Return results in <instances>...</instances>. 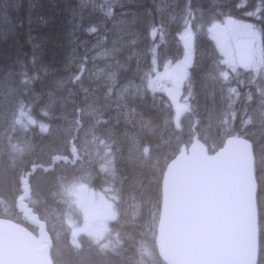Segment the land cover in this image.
Here are the masks:
<instances>
[{"label":"trees","instance_id":"1","mask_svg":"<svg viewBox=\"0 0 264 264\" xmlns=\"http://www.w3.org/2000/svg\"><path fill=\"white\" fill-rule=\"evenodd\" d=\"M23 1L0 0V107L12 106L9 99L14 96L13 102L17 101L16 105L34 123L27 120L23 133L11 137L1 155L0 195L10 193L16 197L20 192L19 177L34 167L30 180L34 178L37 183L35 212L42 217L56 215L62 227L70 232L69 222L77 216V207L68 187L76 179L86 181L93 189L106 190L115 200L117 217L109 223L116 238L115 254L101 262L136 264L137 252L142 255L149 251L152 258L143 261L141 257V264H165L155 253L153 236L160 206L161 178L167 163L193 137L199 138L212 153L221 146L225 135L243 136L252 143L257 183L256 264H264V85L255 88L245 80L238 86L234 121L223 132L219 122L227 116L224 114L228 98L222 94L223 87L210 80V67L217 55L212 42L204 35L210 17L251 18L260 31L264 53V0H214L213 4L208 0H118L116 10L133 23L126 35L125 43L129 47L127 45L121 55L116 53L121 46L119 39L107 48L106 57L94 58L93 62L83 55L82 47L88 50L92 38L101 35L100 26L108 27L109 6L102 0ZM186 10L196 15L185 14ZM202 11H212L213 15L197 19ZM94 16L104 18L98 22L100 26ZM93 24L98 30L89 33L87 28ZM153 27L158 29L155 36L151 32ZM183 27L194 31V53L182 88V93L187 94L188 112L179 126L174 124L175 109L160 90L142 86L135 92L124 93L123 103L111 108L110 98L115 95L112 90L118 84L98 85L84 75L89 64H103L107 73L113 72L112 64H117V78L139 81L143 70L149 69L153 62V48L158 50V61H161L162 56H169L163 48L171 41L177 51L173 52L174 57L180 56ZM143 31H148L151 38L146 42V51L141 53L138 44L143 39ZM107 55H111V59ZM83 57L85 68L75 63ZM131 69L137 75L140 73L139 78L126 72ZM56 106H60L59 110ZM210 113L217 114L215 121ZM36 173L40 176L36 177ZM69 232L63 235V240L53 244L50 250L53 264H80V255L83 259L95 253L91 249L86 255L77 251Z\"/></svg>","mask_w":264,"mask_h":264},{"label":"water","instance_id":"2","mask_svg":"<svg viewBox=\"0 0 264 264\" xmlns=\"http://www.w3.org/2000/svg\"><path fill=\"white\" fill-rule=\"evenodd\" d=\"M241 64L251 60L250 47L238 43ZM185 112L176 109L175 119ZM27 171L19 179L17 213L37 228L38 244L12 222L0 221V264H53L51 239L28 201L31 185ZM256 180L252 145L228 136L209 154L194 139L182 146L166 165L154 244L165 264H256Z\"/></svg>","mask_w":264,"mask_h":264},{"label":"rangeland","instance_id":"3","mask_svg":"<svg viewBox=\"0 0 264 264\" xmlns=\"http://www.w3.org/2000/svg\"><path fill=\"white\" fill-rule=\"evenodd\" d=\"M213 1L214 0H208L210 3ZM102 2L109 6V9H107L111 10V15L108 17L111 19L107 21L108 27L106 29H104L105 27L103 28L105 30L104 32L98 23L102 18L98 17L97 19V16L93 17V19L95 18L97 21L99 20L96 23L100 26L99 30L102 32L95 40V45H91V41L88 45V50L82 47V49L85 50L83 55L86 59H91V61H93V58L105 57L107 48L111 45V43L118 41L119 39L121 40H119L121 42V46H119L116 53L121 55V51L126 49L125 47L129 45H126L127 42L125 43L128 39V37H126L127 31L132 29L133 26L132 20L125 19V14H119L116 10L118 0H102ZM189 12L196 15V13L192 10H186L185 14ZM212 13V11H206V13L202 11L199 14L200 18L197 19H205L212 16ZM175 20L172 21V23H174ZM102 21H104V18ZM146 25L147 23L145 24V31L147 27ZM181 32L180 36L182 44L180 56L174 57L175 54H173V52H175L176 49L173 48L170 42H168L167 46L163 48V51H165L164 53L169 52L168 55H173V57L162 56L161 61H158V50L153 48V62L150 63L149 69L147 67L143 70L139 79L140 81L134 82V84L120 82L113 89L115 95L110 98L112 104L111 108H117L121 103H123L122 99L124 97V93H132L133 90V92H135L142 88V86L153 90H160L165 93L174 109L179 105L189 107L188 101L186 100L187 94L182 93V88L187 78V66L190 65L193 59L194 31L189 27H183ZM142 34L144 35L143 39L139 40L141 53L146 51V42L149 38H151V36L148 35V32L144 33L143 31ZM204 35L212 42V46L214 47L217 55V57L213 59L210 67V80H213L219 86L223 87V90L225 91L223 92V96L228 98V108L224 114V116H227L219 122L220 126H222L221 128L224 129L223 132H225L229 129L233 121V102L237 100L236 92L238 86L240 87L245 80L250 81V85H254L255 88H259V86L264 85V54L262 51V45L260 44V31L256 23L251 18L238 19L230 16H215L210 17L208 22L205 24ZM83 40L85 41V39ZM239 42L250 43L253 46V61L249 64L248 68H241L240 66L239 57L236 53V44ZM175 53H177V51ZM86 59L84 57L83 60L78 58L75 63L80 65L82 68H85L84 66L86 64H84V62ZM79 60L82 62L80 63ZM94 64H89L88 68L107 74L108 70L107 68H102L103 64ZM104 67H106V64H104ZM227 85L228 87L226 89ZM233 88H236V90H233L232 92L231 90ZM219 99L221 98L219 97ZM9 100H11V104L13 103L12 106L8 105L6 108L0 109V159L1 155H3L6 151V146L10 138L23 133V129H25V126L27 125L26 121L28 120L30 124L34 123L33 119L27 118L26 113L24 115L21 107L18 108L16 105L17 101L13 102L15 100L14 96H12ZM253 105L256 104L253 103ZM209 116L215 121L217 114L210 113ZM184 117H182L181 120H183ZM190 130H193V128H190ZM39 176V173H36V177ZM30 183L33 189V198L30 201V204L34 207V204L37 201V197L34 193V191L37 190V183L34 178L30 180ZM68 189L77 207V216L69 222L71 225L69 228L70 232L62 227V223L56 215L42 217L39 214L41 219L46 221V230L51 236L52 243L50 250L53 244L55 245L56 241L59 242L63 240V235L66 232H69L68 236L71 235V239L74 240L77 251H80L83 255H86L85 253L87 252H92L91 250L95 252L94 254H90L89 257L83 256L84 261L80 255V264H103L101 261L111 255L114 256L115 254L114 244L116 243V238L114 237L115 234L113 230H111L110 225L108 226V221L113 220L114 218L116 219L117 217L116 209L114 208L113 201L111 200L112 197L107 193L92 189L86 181L81 179L74 180ZM14 198L15 197H13L10 193H3L0 195V221H12L16 225L22 226L23 229H20L25 234L28 233L27 235H34L38 239L36 229L25 226L21 220L22 217L16 213ZM81 236H83L84 239L80 238ZM89 249L91 250L89 251ZM141 257L143 261H147L152 258V255H150L149 251L140 255L138 251L135 257L136 264H141Z\"/></svg>","mask_w":264,"mask_h":264},{"label":"bare ground","instance_id":"4","mask_svg":"<svg viewBox=\"0 0 264 264\" xmlns=\"http://www.w3.org/2000/svg\"><path fill=\"white\" fill-rule=\"evenodd\" d=\"M23 1V0H22ZM81 1H83V0H81ZM135 1V0H134ZM8 2V1H7ZM24 2V1H23ZM216 2V1H215ZM221 2H222V0H221ZM220 2V3H221ZM120 4H121V2H120ZM212 4V3H211ZM90 5V4H89ZM196 5V4H195ZM255 5V4H254ZM219 6V5H218ZM82 7V6H81ZM207 7V6H206ZM173 8V7H172ZM20 9V8H19ZM82 9H84V8H82ZM214 9V8H213ZM247 9V8H246ZM96 10V9H95ZM82 11V10H81ZM96 12V11H95ZM171 12V11H170ZM262 12V11H261ZM89 13V12H88ZM94 13V12H93ZM101 13V12H100ZM105 13V12H104ZM174 13V12H173ZM178 13V12H177ZM176 13V14H177ZM182 13V12H181ZM81 14H82V12H81ZM92 14V13H91ZM107 14V13H106ZM18 15V14H17ZM260 15V14H259ZM78 16V15H77ZM83 16V15H82ZM91 16V15H90ZM180 16V15H179ZM88 18H89V16H88ZM95 19V18H94ZM100 19V18H99ZM174 19V18H173ZM101 20H103V19H101ZM97 21V20H96ZM99 21V20H98ZM97 21V22H98ZM8 22V21H7ZM151 22V21H150ZM169 25V24H168ZM148 26H149V24H148ZM151 26H153V24L151 25ZM174 26V25H173ZM1 27V26H0ZM149 28V27H148ZM84 29V28H83ZM105 29V28H104ZM167 29V28H166ZM110 30V29H109ZM84 31V30H83ZM108 31V30H107ZM149 31V30H148ZM147 31V32H148ZM104 32H105V30H104ZM126 32V31H125ZM173 32V31H172ZM81 33V32H80ZM145 33V32H144ZM79 34V33H78ZM82 35V34H81ZM148 35H149V32H148ZM174 36H175V34H174ZM202 36V35H201ZM80 37V36H79ZM142 37V36H141ZM164 37V36H163ZM176 37V36H175ZM261 37V36H260ZM85 38H86V36H85ZM88 38H89V36H88ZM87 39V38H86ZM85 39V40H86ZM91 39V38H90ZM89 39V40H90ZM97 38H92V42H91V45H95L96 43H95V40H96ZM79 40V39H78ZM83 40V39H82ZM179 40V39H178ZM261 40V39H260ZM121 41V40H120ZM127 42V41H126ZM149 42H151V41H149ZM166 42V41H165ZM168 42V41H167ZM130 43V42H129ZM143 43V42H142ZM152 43V42H151ZM245 44H247V45H249V47H250V57H251V59H253V55H251V44L250 43H246V42H244ZM125 44V43H124ZM145 44V43H144ZM166 44V43H165ZM170 44H171V41H170ZM260 44H262V42L260 43ZM83 45H84V43H83ZM136 45V44H135ZM139 45V44H138ZM254 45V44H253ZM264 45V44H263ZM82 46V45H81ZM114 46V45H113ZM141 46V45H140ZM166 46V45H165ZM172 46H173V44H172ZM261 46V45H260ZM128 47H129V45H128ZM199 47V46H198ZM84 48V47H83ZM135 48H137L136 46H135ZM161 48V47H160ZM169 48V47H168ZM174 48H175V46H174ZM127 49V48H126ZM131 49H132V47H131ZM90 50H91V48H90ZM89 50V51H90ZM101 50V49H100ZM175 50V49H174ZM109 51V50H108ZM131 51V50H130ZM170 51V50H169ZM92 52V51H91ZM138 52V51H137ZM176 52V51H175ZM88 53V52H87ZM96 53V52H95ZM97 53H98V51H97ZM104 53V52H103ZM110 53V52H109ZM139 53V52H138ZM137 53V54H138ZM144 53V52H143ZM160 53H162V52H160ZM168 53L169 52H167L166 54L168 55ZM171 53V52H170ZM163 54V53H162ZM172 54V53H171ZM264 54V53H263ZM88 56V55H87ZM104 56V55H103ZM170 56V55H169ZM105 57H106V55H105ZM107 57H111V55L110 56H108L107 55ZM72 59V58H71ZM94 59V58H93ZM111 59V58H110ZM83 60V59H82ZM27 61V60H26ZM70 62V61H69ZM82 62V61H81ZM93 62V61H92ZM148 62V61H147ZM22 63V62H21ZM23 63H24V61H23ZM22 63V64H23ZM33 63V62H32ZM34 63H35V61H34ZM96 63V62H95ZM145 63V62H144ZM149 63V62H148ZM173 63V62H172ZM6 64V63H5ZM36 64V63H35ZM147 64V63H146ZM25 65H26V62H25ZM32 65V64H31ZM63 65V64H62ZM99 65V64H98ZM107 65V64H106ZM4 66V65H3ZM20 66V65H19ZM24 66V65H23ZM10 67V66H9ZM26 67V66H25ZM98 67V66H97ZM160 67V66H159ZM3 69V68H2ZM11 69V68H10ZM87 69H89V68H87ZM101 69V68H100ZM111 69H113V72H109V73H107V74H103L102 72H94L93 70H91L90 71V69L88 70V72H87V74H86V69H84V75H87V76H89L90 78H91V80H95V82L98 84V85H105L106 87H109V85H113L114 83H120V82H127V83H129V84H131V83H134V80L135 79H130V80H124V79H119V77L117 78V64H112V68ZM121 69H122V67H121ZM125 69H127V67L125 68ZM135 69H136V67H135ZM138 69V68H137ZM260 69V68H259ZM4 70V69H3ZM12 70V69H11ZM30 70V69H29ZM184 70V69H183ZM189 70V69H188ZM5 71V70H4ZM8 71V70H7ZM13 71V70H12ZM19 71V70H18ZM261 71V70H260ZM35 72V71H34ZM126 72H130L131 74H133V76H135L136 75V77L137 78H139V76H140V73H138V75L137 74H135L134 72H133V70L131 69V70H129V71H126ZM9 73V72H8ZM23 73V72H22ZM130 73H128V74H130ZM5 74V73H4ZM21 73L19 72V75H20ZM24 74V73H23ZM58 74V73H57ZM60 74V73H59ZM76 74V73H75ZM74 74V75H75ZM126 74V73H125ZM6 75V74H5ZM93 76V77H92ZM8 77V76H7ZM17 77V76H16ZM128 77V76H127ZM134 78V77H133ZM20 80V79H19ZM4 81H5V79H4ZM9 81V80H8ZM140 81V80H139ZM86 82V81H85ZM102 82H105V83H102ZM137 82V81H136ZM4 84V83H3ZM17 84V83H16ZM24 84V83H23ZM27 84V83H26ZM25 84V85H26ZM7 85V84H6ZM9 87V86H8ZM10 87H12V86H10ZM29 87V86H28ZM130 87V86H129ZM4 88V87H3ZM21 88V87H20ZM19 88V89H20ZM33 88V87H32ZM103 88V87H102ZM218 88V87H217ZM42 89V88H41ZM220 89V88H219ZM17 91V90H16ZM94 92H95V89L93 90ZM113 91V90H112ZM219 91V90H218ZM221 91V90H220ZM20 92V91H19ZM212 92V91H211ZM225 92V91H224ZM7 93V92H6ZM222 93V92H221ZM2 94V93H1ZM4 94V93H3ZM14 94H16V93H14ZM28 94V93H27ZM223 94V93H222ZM7 95V94H6ZM12 95V94H11ZM49 95H51V94H49ZM219 95V94H218ZM16 96H17V94H16ZM4 97V96H3ZM12 97V96H11ZM20 97V96H19ZM132 97V96H131ZM222 97V96H221ZM8 98V97H7ZM22 98V97H21ZM27 98V97H26ZM133 98V97H132ZM213 98V97H212ZM219 98V97H218ZM223 98V97H222ZM4 100V99H3ZM11 101V100H10ZM75 101H76V99H75ZM192 101V100H191ZM223 101V100H222ZM226 101V100H225ZM150 102V101H149ZM164 102V101H163ZM8 103V102H7ZM145 103V102H144ZM143 103V104H144ZM227 103V102H226ZM13 104V103H12ZM15 104V103H14ZM221 105H223L222 103H221ZM181 107H184L185 108V112H184V114L179 118V119H175V113H176V109L177 108H175V111H174V124L176 125V126H179V122H180V120H181V118L182 117H184V115H186V113L188 112V107L187 106H184V105H180ZM179 106V107H180ZM60 107V106H59ZM59 107H57L56 106V108L58 109ZM178 107V108H179ZM223 107V106H222ZM243 107V106H242ZM1 108V107H0ZM3 108V107H2ZM5 108V107H4ZM19 108V107H18ZM56 108H55V110H56ZM164 108V107H163ZM11 109V108H10ZM222 109V108H221ZM54 110V111H55ZM59 110V109H58ZM219 110V109H218ZM141 111V110H140ZM137 112H139V111H137ZM146 112V111H145ZM120 113V112H119ZM244 116V115H243ZM63 117V116H62ZM121 117V116H120ZM116 118V117H115ZM126 118H127V116H126ZM12 119V118H11ZM56 119H58V118H56ZM103 119V118H102ZM140 119V118H139ZM60 120V119H59ZM70 121V120H69ZM136 121V120H135ZM138 121V120H137ZM66 122V121H65ZM68 122V121H67ZM124 122V121H123ZM129 122V121H128ZM56 123V122H55ZM62 123V122H61ZM114 123V122H113ZM191 123V122H190ZM60 124V123H59ZM65 124V123H64ZM207 124V123H206ZM55 125V124H54ZM67 125H69V124H67ZM224 125V124H223ZM63 127V126H62ZM222 127V126H221ZM65 128H66V125H65ZM126 129V128H125ZM223 129V128H222ZM24 130V129H23ZM91 130V129H90ZM135 130V129H134ZM60 131H61V129H60ZM57 132H58V130H57ZM59 133V132H58ZM137 133V132H136ZM89 134V133H88ZM122 134V133H121ZM115 135V134H114ZM90 136V135H89ZM120 137V136H119ZM67 138V137H66ZM45 139V138H44ZM81 139V138H80ZM118 139V138H117ZM194 139H197V140H199V141H201L199 138H197V137H193L192 139H191V142L189 143V144H191L192 142H193V140ZM10 142V141H9ZM202 142V141H201ZM203 143V142H202ZM48 146V145H47ZM82 146V145H81ZM99 147V146H98ZM121 148V147H120ZM113 149V148H112ZM100 150V149H99ZM82 151H84V149L82 150ZM131 154V153H130ZM85 155H86V153H85ZM253 155V154H252ZM12 156H14V155H12ZM44 156V155H43ZM4 157V156H3ZM8 157H10V156H8ZM23 157V156H22ZM13 158V157H12ZM84 167V166H83ZM19 170V169H18ZM253 170H254V157H253ZM78 171V170H77ZM79 171H81V172H83L82 170H79ZM84 172H86V171H84ZM93 172H95V171H93ZM74 173V172H73ZM79 173V172H78ZM97 173V172H96ZM75 174H76V172H75ZM85 174V173H84ZM83 174V175H84ZM94 175H95V173H93ZM72 175H74V174H72ZM78 175V174H77ZM99 174H97L96 176H98ZM102 175V174H101ZM87 176V175H86ZM89 176V175H88ZM80 177H81V175H80ZM84 177H85V175H84ZM102 177V176H101ZM73 178H75L74 176H73ZM97 178V177H96ZM99 178V177H98ZM64 179V178H63ZM62 179V180H63ZM64 183H66V182H64ZM54 193V192H53ZM3 198V197H2ZM6 199V198H5ZM9 201H11L10 199H8ZM6 201H7V199H6ZM56 206V205H55ZM12 222V221H11ZM21 229H23L22 228V226H19ZM117 228V227H116ZM29 232V231H28ZM28 234V233H27ZM31 234V233H30ZM28 237H31L32 239H33V241L35 242V244H38L39 242H38V239L34 236V235H28ZM131 250H133V249H131ZM129 251V250H128Z\"/></svg>","mask_w":264,"mask_h":264},{"label":"snow or ice","instance_id":"5","mask_svg":"<svg viewBox=\"0 0 264 264\" xmlns=\"http://www.w3.org/2000/svg\"><path fill=\"white\" fill-rule=\"evenodd\" d=\"M107 15H111V10H109V12L107 13ZM97 25H95V24H93V25H90L88 28H87V31L89 32V33H95V32H97ZM157 31H158V29L156 28V27H153L152 28V30H151V32H152V35H156V33H157Z\"/></svg>","mask_w":264,"mask_h":264},{"label":"flooded vegetation","instance_id":"6","mask_svg":"<svg viewBox=\"0 0 264 264\" xmlns=\"http://www.w3.org/2000/svg\"><path fill=\"white\" fill-rule=\"evenodd\" d=\"M251 55H253V46H251ZM253 61V59H252Z\"/></svg>","mask_w":264,"mask_h":264}]
</instances>
